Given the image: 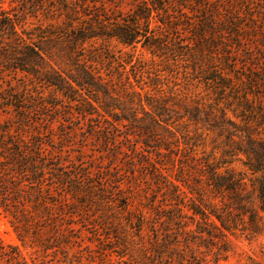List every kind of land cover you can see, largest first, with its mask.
<instances>
[{"label":"trees","instance_id":"trees-1","mask_svg":"<svg viewBox=\"0 0 264 264\" xmlns=\"http://www.w3.org/2000/svg\"><path fill=\"white\" fill-rule=\"evenodd\" d=\"M0 115L22 243L59 250L79 218L121 264H208L264 216V0H0ZM53 123L60 149L80 136L72 165Z\"/></svg>","mask_w":264,"mask_h":264},{"label":"rangeland","instance_id":"rangeland-1","mask_svg":"<svg viewBox=\"0 0 264 264\" xmlns=\"http://www.w3.org/2000/svg\"><path fill=\"white\" fill-rule=\"evenodd\" d=\"M2 8H8L7 1L2 4ZM111 47L115 52L121 49V46L116 43H112ZM123 50L128 51V49ZM258 51L260 52L261 49ZM145 58L148 59L147 56ZM169 80L168 83L164 82L163 88L165 90L172 87ZM144 81H148L146 75ZM6 120V116L0 115V123ZM60 122L63 123L62 120ZM59 126L58 123H53L48 127H40L38 132L41 133L40 137L43 140H47L53 135L49 143L51 148H47L53 156L63 160L64 165H72L78 158L77 152L79 150L78 144L74 140L80 139V136L75 132L71 139L73 141L68 144L64 141L63 147L60 149L61 144L58 142V137L61 135L58 134L62 132L59 131ZM60 127L63 130V136L65 132L70 131L67 127ZM207 145L210 148V141ZM57 149L61 152L54 154L53 152ZM83 162H91L95 166L94 172L107 165V160L97 158L94 160L93 157H85ZM123 215L126 216V212H123ZM261 216L262 218L257 225L250 226L247 222L238 224L236 229L226 232L225 242H213L212 244L215 245L210 246L205 253L208 264H213L212 262L216 258L219 259L217 264H264V216ZM70 222H72L70 229L67 230L64 224ZM85 224L86 228L91 227L79 218H63V227H65L63 246L59 250L56 247L45 251L40 246L41 243L33 240V238L28 237L22 243L11 224V217L0 208V264H16V261L12 259L16 256V252H19L25 264H121L117 253L110 251L109 243L105 239H100L102 232L98 233L100 236L94 235L91 229L83 228ZM128 231L134 235L133 230Z\"/></svg>","mask_w":264,"mask_h":264}]
</instances>
